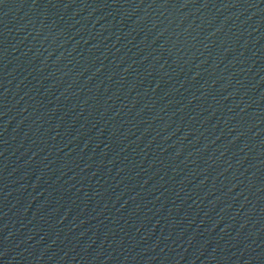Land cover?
Here are the masks:
<instances>
[{
    "label": "water",
    "instance_id": "water-1",
    "mask_svg": "<svg viewBox=\"0 0 264 264\" xmlns=\"http://www.w3.org/2000/svg\"><path fill=\"white\" fill-rule=\"evenodd\" d=\"M0 264H264V0H0Z\"/></svg>",
    "mask_w": 264,
    "mask_h": 264
}]
</instances>
